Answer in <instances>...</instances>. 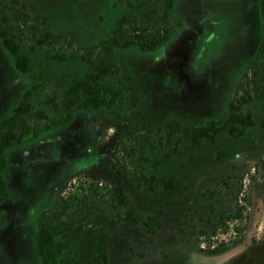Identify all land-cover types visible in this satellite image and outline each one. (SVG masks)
Wrapping results in <instances>:
<instances>
[{"label": "rangeland", "instance_id": "rangeland-1", "mask_svg": "<svg viewBox=\"0 0 264 264\" xmlns=\"http://www.w3.org/2000/svg\"><path fill=\"white\" fill-rule=\"evenodd\" d=\"M115 1L21 0L32 14L47 15L50 29L84 45L108 36L119 13ZM176 16L186 23L166 50H115L120 77L146 94L141 115L121 120L106 108L82 110L67 126L8 150L11 193L0 195V264H41L36 245L40 224L64 213L59 204L65 187L82 173L103 184H121L142 220L158 206L164 213L163 225L152 233L127 221L94 239L85 228H65L70 243L79 247L78 264H103L100 245L107 249L108 264H264V96L249 104L255 125L242 136L224 131L201 145L185 139L158 167L150 191L131 186L117 158L115 142L135 122L181 119L199 125L226 117L234 81L262 48L264 0H177ZM46 65L57 73L84 69L76 59ZM28 85L0 40V119ZM220 185L229 192L203 203V191ZM236 192L251 202L243 239L209 253L198 237L199 219L229 208L230 194ZM114 214L106 201L96 218L103 222Z\"/></svg>", "mask_w": 264, "mask_h": 264}, {"label": "trees", "instance_id": "trees-1", "mask_svg": "<svg viewBox=\"0 0 264 264\" xmlns=\"http://www.w3.org/2000/svg\"><path fill=\"white\" fill-rule=\"evenodd\" d=\"M176 3L177 0H116L114 6L119 13L108 36L98 43L84 45L69 33L50 29L47 15L32 14L21 0H0V40L12 55L15 68L29 79L18 103L0 119V195L11 193L7 180V153L11 147L67 126L82 110L106 108L121 120L144 112L146 94L136 83L120 77L115 50L136 47L155 51L164 46L184 24L176 16ZM69 59L84 64L83 71L57 73L46 65ZM232 89L224 118H211L199 125L181 119L161 123L141 120L121 133L115 149L127 182L150 191L158 167L178 152L185 139L201 145L212 142L224 131L240 137L255 125L248 106L264 96V38L262 48L234 81ZM226 191V185L208 187L201 195L202 202L209 203ZM230 197L233 200L229 208L199 219L198 237L209 253L222 252L243 239L251 202L240 192ZM106 201L111 202L115 214L99 222L96 211ZM59 208L65 214L44 218L37 233L41 264H78L79 247L70 243L65 228H85L94 239L121 221L140 223L146 233L163 225V206L156 207L142 220L121 184H103L88 173L78 175L65 187ZM98 255L103 264H108L105 246H99Z\"/></svg>", "mask_w": 264, "mask_h": 264}, {"label": "crops", "instance_id": "crops-1", "mask_svg": "<svg viewBox=\"0 0 264 264\" xmlns=\"http://www.w3.org/2000/svg\"><path fill=\"white\" fill-rule=\"evenodd\" d=\"M176 4H177V3H176ZM175 12H176V8H175ZM183 22L186 23L185 20H183ZM184 26H185V25H184ZM184 26L180 27V28L178 29L177 33H176L172 38H174L176 35H178V34L180 33L181 29L184 28ZM172 38H171V39H172ZM171 39H170V40H169L164 46H162V47H160V48H158V49H156V50H166V49H167V45H168V43L171 41Z\"/></svg>", "mask_w": 264, "mask_h": 264}, {"label": "flooded vegetation", "instance_id": "flooded-vegetation-1", "mask_svg": "<svg viewBox=\"0 0 264 264\" xmlns=\"http://www.w3.org/2000/svg\"><path fill=\"white\" fill-rule=\"evenodd\" d=\"M185 25V23L183 24V26ZM25 144V143H24ZM24 144H22V145H19V146H24ZM15 147V146H14ZM12 148V147H11ZM4 194V193H3Z\"/></svg>", "mask_w": 264, "mask_h": 264}]
</instances>
